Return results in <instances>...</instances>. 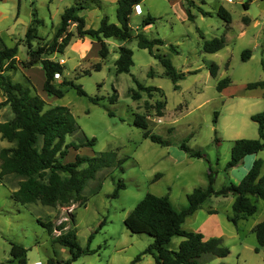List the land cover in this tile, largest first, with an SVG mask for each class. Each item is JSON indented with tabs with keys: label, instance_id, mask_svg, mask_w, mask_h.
Returning a JSON list of instances; mask_svg holds the SVG:
<instances>
[{
	"label": "rangeland",
	"instance_id": "obj_1",
	"mask_svg": "<svg viewBox=\"0 0 264 264\" xmlns=\"http://www.w3.org/2000/svg\"><path fill=\"white\" fill-rule=\"evenodd\" d=\"M189 1L143 0L142 11L137 12L135 7L130 21L135 34L143 32L151 39L163 40V44L155 46V52L169 57L177 70L185 73L176 83L178 88L166 74L161 60L147 48L140 47L137 37L124 43L133 51L131 71L117 73L115 60L122 41L108 38L110 54L102 60L100 43L89 35L79 37L76 25L71 24L75 35L69 46L64 53L55 52L50 57L66 59V63L62 62L64 72L56 82L72 79L83 86L87 95H80L72 85H64V96L46 93L45 99L48 106L66 105L74 114L80 129L69 135L67 142L79 143L85 141L86 136L96 138L93 146L71 147L64 162L73 161L77 154L98 156L101 153H112V161L86 182L85 204L49 206L40 200L20 204L11 197L20 178L8 176L6 181L0 180V261L18 264L10 254L12 242H16L28 248V264L36 260L49 264L51 257L55 264H66L69 249L53 243L52 236L38 220L50 219L56 225L67 221L71 225L73 218L81 246L97 251L83 254L72 264H127L153 241L148 233L133 232L125 224V218L148 192L168 195L181 209L188 205V194L195 187L208 185L210 168L215 171L216 189L229 182L239 183L249 171L253 162L248 160L245 165L244 160L256 153L247 155L237 166L227 167V164L234 139L259 137L258 123L252 115L264 110V88L248 89L247 84L264 79V0H250L248 9L244 6L248 0H192L193 4ZM76 2L88 6L80 11L88 12L87 28L97 26V13L118 22V0H0L1 38L8 46L20 43L18 56L24 59L28 56V27L33 24L37 28L34 47L51 41L65 7ZM221 5L231 14L230 24L218 14ZM199 7L209 14H202ZM188 8L195 15L194 19L188 18ZM148 13L157 19L144 28L142 20ZM216 36L225 37V47L214 53L204 51V41ZM245 49L252 52L246 60L242 57ZM99 61L102 67L97 70L94 65ZM214 62L218 65L216 76L211 74ZM35 74L34 83L39 84L41 75ZM225 77H230L231 82L218 90V81ZM16 79L28 84L19 72ZM135 79L147 86L160 87L161 91H142L141 97L134 99L132 90L138 89ZM115 94L117 99L111 101L110 97ZM90 97L99 100L93 101ZM159 101L163 102L160 109L163 115L157 107ZM137 113L144 114L149 128L170 144L162 145L145 137L143 128L135 123ZM3 143L13 144L7 140ZM183 143L200 151L202 157L191 156L182 148ZM258 158L264 159V150ZM119 180L126 186L114 197ZM233 198L232 195H213L203 203L201 209L211 207V212L215 211L213 209L218 212L204 220L202 230L194 231L220 233L223 245L230 252L224 257L205 253L200 261L204 264H264V247L257 251V236L253 230L264 220V200L253 196L257 211L234 224L228 219V214H234ZM191 218L186 220L184 228L189 229L196 223L195 217ZM103 219L106 223L89 243V235ZM59 232L55 230L54 234ZM182 239V236L173 237L170 247L176 249ZM138 264L156 263L152 255L146 254Z\"/></svg>",
	"mask_w": 264,
	"mask_h": 264
},
{
	"label": "trees",
	"instance_id": "obj_2",
	"mask_svg": "<svg viewBox=\"0 0 264 264\" xmlns=\"http://www.w3.org/2000/svg\"><path fill=\"white\" fill-rule=\"evenodd\" d=\"M142 1L118 0L117 23L111 22L108 15H103L97 27L88 28L86 27L85 16L80 14V11L88 6L83 3H73L65 7L61 22L51 41L34 47L33 37H37V28L33 24L28 27L26 32L28 57L24 60L18 59V44L8 46L0 35V87L6 95V99L0 103V107L9 104L14 114L12 120L0 122L1 138L13 143L11 146L0 149V180L6 181L8 176L20 178L17 189L11 193V197L16 202L27 204L40 200L49 206H70L75 202L85 204L87 198L83 195V188L86 182L95 177L98 170L110 165L112 153H101L98 156L77 154L73 161L64 162V158L68 155L71 147L78 149L83 145L93 146L96 143V138L86 136L85 141L79 143L67 142V137L80 129L71 109L66 105L48 106V102L37 92L29 77L25 76L28 82L26 84L22 81H14L11 75L5 72L17 71L20 64L23 67H31L41 63L46 75L43 89L49 95L64 96V85H72L80 95H87L83 86L75 83L72 79H63L60 84L56 82V74L62 75L65 67L60 61L50 57L55 52L64 53L75 35L70 26L75 24L79 37L89 35L97 38L100 43L99 53L102 59L107 58L110 53L105 38L114 37L121 41H127L137 37L140 47L147 48L152 55L161 60L165 66L166 74L178 88L176 83L185 76V73L179 72L169 57L155 52V46L163 44V40L161 38L151 39L143 32L135 34L133 31L130 23L131 15L135 6ZM189 3L193 4L194 2L191 0ZM249 4L250 0L244 2L246 9L249 8ZM199 10L204 15L209 14L201 7ZM218 14L225 18L227 24L232 22L230 12L223 5L220 6ZM187 16L189 19H194L195 15L191 8H188ZM156 19L157 17L148 13L143 18L142 23L145 26L154 23ZM244 19L248 20L247 16ZM225 45V37L216 36L210 40H205L203 49L206 52L214 53ZM170 48L177 52L174 45H171ZM118 52L119 56L115 60L116 72H130L134 65L132 49L122 44L119 46ZM251 55L250 49H245L242 53L244 60L250 58ZM94 66L95 69L99 70L102 67V62L99 61ZM217 71L218 65L214 62L211 65V74L216 76ZM135 81L138 89L132 90L134 99H139L142 91L148 93L155 90L161 91L160 87L144 85L137 79ZM230 82V77L219 80L217 89L223 90ZM247 88H264V79L248 82ZM90 99L99 100L97 97H90ZM110 99L115 101L117 94L111 96ZM157 107L160 115H163L160 110L163 107V102H157ZM109 113L112 114V112ZM215 113L217 115L218 111ZM252 119L258 123L259 137L236 138L233 141L231 159L227 167L237 166L247 155L264 150V110L253 114ZM135 123L143 128L145 137L162 145L170 144V141L149 128L148 120L144 114L137 113ZM182 148L191 156L202 157L200 151L192 150L186 143L182 144ZM263 162V158L255 159L239 183L229 182L220 189L214 187L215 171L210 168L208 185L195 187L188 194V205L181 209L174 205L168 195L148 192L125 218V224L133 232L148 233L153 237V241L127 264H138L146 254L152 255L156 264H204L200 258L205 253L218 257L228 255L230 249L223 245L221 237L213 236L206 239L202 232L186 229L183 224L187 217L193 215L213 195L226 197L232 194L235 197L232 204L234 214L228 216V219L234 224H238L241 218L253 215L258 209L253 196L264 200V174H261ZM159 175L160 173L156 175L155 180ZM125 186L123 180H119L112 195L117 197L120 189L125 188ZM38 221L52 236L53 243L69 249L70 257L65 261L66 264H72L83 254L97 251L90 246L86 248L81 246L73 218L71 225L67 221H62L57 225L50 219L39 218ZM105 223L106 220L103 219L89 235V243ZM55 230H59V234H54ZM254 231L258 242L256 249L259 251L264 247V220L256 224ZM175 236L183 237L176 249L170 247L172 238ZM27 252L28 248L12 242L10 254L12 258L17 259L18 264H28ZM55 263L54 258H49V264ZM0 264H5V262L0 261Z\"/></svg>",
	"mask_w": 264,
	"mask_h": 264
},
{
	"label": "crops",
	"instance_id": "obj_3",
	"mask_svg": "<svg viewBox=\"0 0 264 264\" xmlns=\"http://www.w3.org/2000/svg\"><path fill=\"white\" fill-rule=\"evenodd\" d=\"M142 3V2H141ZM141 3L140 4H138L139 5V8L141 9V11H142V5H141ZM103 8V7H102ZM81 15H84L86 18H89L88 17V12H81L80 13ZM101 16L102 15H100V13H97V15H96V18H97V22H96V24H97V26L99 25V20L98 19H100L101 18ZM86 18H85V20H86ZM101 20V19H100ZM90 21H91V19H90ZM86 23H87V21H86ZM59 26V25H58ZM57 26V27H58ZM96 26V27H97ZM57 29V28H56ZM86 36H88V35H86ZM92 37V36H91ZM93 39H95V40H97V38H95V37H92ZM111 38V37H110ZM108 38H105V41L107 42L108 40H107ZM93 41V40H92ZM98 41V40H97ZM121 41V40H120ZM126 41H122V43L120 44V45H122V44H124ZM99 43V42H98ZM15 44H18V51H19V44L20 43H18V42H15L14 43V45ZM108 44V43H107ZM119 45V46H120ZM13 46V45H12ZM69 46V45H68ZM67 46V47H68ZM119 46H118V49H119ZM109 50H110V48H109ZM118 51V50H117ZM119 53V52H118ZM54 54V53H53ZM110 54V53H109ZM55 55V54H54ZM17 56H18V54H17ZM109 56V55H108ZM119 56V55H118ZM28 57V56H27ZM26 57V58H27ZM101 57V56H100ZM26 58H24V59H26ZM18 59L19 60H24L23 58H20L19 56H18ZM52 59H55V60H58V61H60L61 63L62 62H65L66 63V59L65 58H63V57H61V58H56V56H55V58H52ZM106 59V58H105ZM105 59H102V60H105ZM62 64H64V63H62ZM65 65V64H64ZM17 72H19L20 74H22V76L24 77V76H27V77H29L30 79H31V81L33 82V84L35 85V87H36V90H37V92L41 95V96H43L44 98L46 97V91L43 89V85H44V81H45V79H46V75H45V70H44V68H43V65L41 64V63H37V64H34L33 66H31V67H23L21 64H20V67H19V69L17 70V71H6L5 73H7V74H10L11 75V77H12V79L14 80V81H18V79H16V74H17ZM39 72V74L41 75V78H40V81H39V84H35L34 83V76L36 75L35 73H38ZM48 94V93H47ZM6 99V95H5V93L3 92V90L1 89V87H0V103L1 102H3L4 100ZM47 101V100H46ZM12 111V109H11V107H10V105L9 104H7V105H3L2 107H0V122H4V121H9V120H12V118H13V115L14 114H12L13 113V111ZM4 140L5 139H2L1 138V133H0V144L2 145L1 146V148L2 147H7V146H11V144H8V145H5L3 142H4ZM235 140V139H234ZM8 141V140H7ZM9 142V141H8ZM11 143V142H10ZM0 148V149H1ZM262 152V150L260 151V152H258V153H256V154H252L253 156H248V157H251V158H248L247 159V157L245 158V165H246V161H248L249 160V163L250 162H254L255 161V159L256 158H258L259 156H260V153ZM253 164V163H252ZM252 166V165H251ZM251 168V167H250ZM263 169H264V162H263V166H262V169H261V174H264V171H263ZM230 195H232V194H230ZM233 196V195H232ZM227 197V196H226ZM234 197V196H233ZM211 198V197H210ZM234 199H235V197L233 198V201H232V204H233V202H234ZM203 206H201L193 215H191V216H189V217H187V219H190L191 217H195V219H196V223H192L191 225H190V230H202L201 228H202V226H203V224L205 223L204 222V220H206L209 216H213V215H215V213H217L218 211L216 210V209H213V210H215L214 212H211L210 210H212V209H210L211 207H208V208H205V209H201ZM210 209V210H209ZM231 215V214H230ZM228 216H229V214H228ZM186 219V220H187ZM192 219V218H191ZM243 219V218H242ZM186 222V221H185ZM184 222V223H185ZM183 227H184V224H183ZM255 227V226H254ZM200 228V229H199ZM253 230H254V228H253ZM208 232H210V231H208ZM203 233V232H202ZM204 234V233H203ZM221 234L220 233H211V234H207V233H205L204 234V236H205V238L207 239V238H210V237H213V236H217V237H221L220 236ZM42 261V260H41ZM43 262V261H42Z\"/></svg>",
	"mask_w": 264,
	"mask_h": 264
},
{
	"label": "built area",
	"instance_id": "obj_4",
	"mask_svg": "<svg viewBox=\"0 0 264 264\" xmlns=\"http://www.w3.org/2000/svg\"><path fill=\"white\" fill-rule=\"evenodd\" d=\"M135 7H136L137 12H140V11H141V9L139 8V5H136ZM148 25H150V24H148ZM148 25H145L144 28H146ZM60 76H61V75H60L59 73L56 74V78H58V77H60ZM32 264H43V262L40 261V260H36V261H34Z\"/></svg>",
	"mask_w": 264,
	"mask_h": 264
}]
</instances>
